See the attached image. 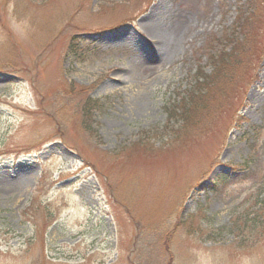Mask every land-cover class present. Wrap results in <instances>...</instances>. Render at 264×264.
<instances>
[{
	"label": "rangeland",
	"instance_id": "rangeland-1",
	"mask_svg": "<svg viewBox=\"0 0 264 264\" xmlns=\"http://www.w3.org/2000/svg\"><path fill=\"white\" fill-rule=\"evenodd\" d=\"M252 1L0 0V264H264Z\"/></svg>",
	"mask_w": 264,
	"mask_h": 264
},
{
	"label": "trees",
	"instance_id": "trees-1",
	"mask_svg": "<svg viewBox=\"0 0 264 264\" xmlns=\"http://www.w3.org/2000/svg\"><path fill=\"white\" fill-rule=\"evenodd\" d=\"M252 3L253 4H252L251 11H252L253 14L249 15L250 17L249 18L247 17L248 19H250L252 16H254V13L256 14L257 12H260L261 11V6H263L262 0H253ZM244 20L245 19H243L241 17H239L237 19L238 22H240V21L242 22ZM125 23H128V22H125ZM230 57L231 56H229V59H230ZM227 61H228V59H226V58L224 59L223 58L222 59V62H221L222 63L221 65H223V66L226 65L228 63ZM218 65H220V64H218ZM202 103L203 104L206 103V101L203 99V97H201V96H195V97H193L191 100L187 101V104L185 105V108H184L185 110L182 111V116L184 115L185 116V119L186 120H189L192 117V115L195 113V111L197 112L198 109L203 106ZM169 257L171 259V256H169Z\"/></svg>",
	"mask_w": 264,
	"mask_h": 264
}]
</instances>
